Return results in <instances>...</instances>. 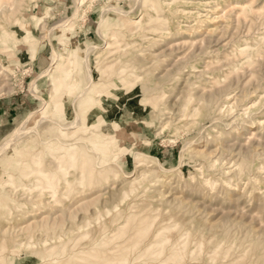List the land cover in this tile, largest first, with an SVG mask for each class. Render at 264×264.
Segmentation results:
<instances>
[{"label":"rangeland","instance_id":"obj_1","mask_svg":"<svg viewBox=\"0 0 264 264\" xmlns=\"http://www.w3.org/2000/svg\"><path fill=\"white\" fill-rule=\"evenodd\" d=\"M81 1L0 0V264H264V0Z\"/></svg>","mask_w":264,"mask_h":264},{"label":"bare ground","instance_id":"obj_2","mask_svg":"<svg viewBox=\"0 0 264 264\" xmlns=\"http://www.w3.org/2000/svg\"><path fill=\"white\" fill-rule=\"evenodd\" d=\"M12 1H13V0H12ZM214 1H215V0H214ZM2 2H3V1H2ZM2 2H1V3H2ZM21 2H22V1H21ZM81 2H82V1L79 0V7H78V9L81 8V6L83 7V5H81ZM7 4H8V3H7ZM12 4H13V3H12ZM12 4H10V7H9L10 10H9L8 12H11V11H12V13H13V12L16 11L17 9H16V6L14 7V5H12ZM7 6H8V5H7ZM20 7H21V6H20ZM9 8H8V9H9ZM76 11L78 12V10H76ZM76 11H75V13H74V16L77 15V12H76ZM3 12H4V10H3V5L0 4V15H1V16H4V15H3ZM8 14H9V13H8ZM7 16H8V15H7ZM105 17H106V15L103 14V15L101 16L100 21H99V22H100V27H101V28H102V27H105V26L107 25V23H106V20H107V19H106ZM133 23H134V22H133ZM63 24H64V23H58V24H56L55 27H54V29H61V30H62L63 27H64ZM155 25H156V24H155ZM160 26H161V25H160ZM37 27H39V26H37ZM40 28H41V27H40ZM156 28H157V27H156ZM160 29H162V28H160ZM99 30H100V28H99ZM157 30H158V29H157ZM99 32H100V31H99ZM43 34H44V33H43ZM102 36H103V35H102ZM121 36H122V35H121ZM130 36H132V35H130ZM51 38H52V37H51ZM29 43H30V42H29ZM30 44H31V43H30ZM30 46H32V45H30ZM95 48H96V47L90 49V51H91V50H94ZM44 50H45V49H44ZM53 50H54V49H53ZM73 51L75 52V49H73ZM73 51H71V52L74 53ZM52 55H53V59H52V60H53V66H59V65H61V63H62V58H63L62 54H61V53H58L57 51H55L54 54H52ZM33 56H34V55H33ZM72 56H75V54L72 55ZM33 58H34V57H33ZM80 59H81V58L79 57V60H80ZM86 60H87L86 64L88 65V69H89V72H90V73H89V79H88V80H90L89 84H91V83L93 82V80H95V79H94V74H93V72L91 71V69H90V67H89V58H87ZM77 61H78V60H77ZM0 65H1V64H0ZM73 76H74V75H73ZM5 77H6V76H5ZM3 79H4V78H3ZM77 80H78V79H77ZM6 81H7V80H6ZM77 82H78V81H77ZM76 86H77V85H76ZM88 86H89V85H88ZM90 86H91V85H90ZM90 86H89V87H90ZM92 86H93V85H92ZM133 86H134V85H133ZM133 86H132V87H133ZM224 86H225V85H223V87H224ZM91 88H92V87H91ZM64 89H65V88H64ZM87 89H88V87L85 88L84 92H81L80 97H83V96H84L83 94L87 91ZM62 90H63V88H62ZM225 91H226V90H225ZM37 93H38V92H37ZM60 93H61V92H58L57 95H56V97H57V96L59 97V94H60ZM226 93H227V92H226ZM52 94H53V93H52ZM61 94H62V93H61ZM63 95H64V94H63ZM60 96H61V95H60ZM225 96H226V95H225ZM229 96H230V95H229ZM229 96L227 95V97H226V99H225L226 103H223V104H230V103H231V100H230L231 97H229ZM56 97H55V98H56ZM80 97H79V98H80ZM212 97H214V95L211 96V98H212ZM52 98H53V97H52ZM55 98H54V99H55ZM60 98H61V97H60ZM60 98H59V99H60ZM129 98H130V97H129ZM131 98H132V97H131ZM59 99H56V100H59ZM220 99H221V98H220ZM190 100H192V99H190ZM96 101H98V99H97ZM132 101H133V100H132ZM233 101H234V100H233ZM220 102H221V101H220ZM98 103H99V102H98ZM216 103H217V102H216ZM47 104H48V102H47ZM189 105L192 106V104H188L187 106H189ZM115 106H116V104H112L111 107H110V109L114 110V109H115ZM191 106H189V107H191ZM228 106H229V105H228ZM131 107H132V105H131ZM219 107H220V106H219ZM219 107H218V109H219ZM221 107H222V105H221ZM221 107H220V108H221ZM247 108H248V107H247ZM194 109H195V108H194ZM218 109H217V110H218ZM223 109H225V108H223ZM231 109H232V107H231ZM190 110H191V109H190ZM233 110H234V108H233ZM119 111H120V110H119ZM194 111H195V110H194ZM49 112H50V111H49ZM220 114H221V113H220ZM51 117H52V116H51ZM55 118H56V117H55ZM213 118H214V117H213ZM240 120H241V119H240ZM218 122H219V121H218ZM232 123H233V122H232ZM232 123H231V124H232ZM53 125H54L55 128H56L57 124H53ZM50 126H51V125H50ZM50 126H49V127H50ZM47 127H48V125H47ZM57 128H58V127H57ZM57 128H56V130H53V131H57ZM70 128H71V127H70ZM70 128H69V129H70ZM77 128H78V127H77ZM64 129H65V128H64ZM51 130H52V129H50V133L52 132ZM72 130H73V129H72ZM46 131H47V130H46ZM62 131H63V129H62ZM59 133H60V131H59ZM25 134H26V130H24V131L21 132V131L18 129V132L15 133V135L13 136V138L10 139L7 143H5L4 146H2V147L0 148V153H1V151L3 150V148H5V146L11 144L12 141H14L15 139L17 140V138H18L19 136H22V135H25ZM53 134H54V132H53ZM54 135H55V134H54ZM54 135H53V136H54ZM46 136H47V134H46ZM57 136H58V135H56V137H57ZM222 136H223V135H222ZM48 137H49L50 139L52 138V136L50 137V134H49ZM223 137H224V136H223ZM228 137H229V136H228ZM228 137H227V138H228ZM36 138H39V137H36ZM39 139H40V138H39ZM218 139H219V138H218ZM224 139H225V138H224ZM27 140H28V139H27ZM248 140H249V139H248ZM66 141H67V140H66ZM220 141H221V140H220ZM227 141H228V140H227ZM60 142H61V141H60ZM72 142H73V141H72ZM72 142H71V144H72ZM75 142H76V141H75ZM75 142H74L73 145H75ZM221 142H222V141H221ZM224 142H225V141H224ZM232 142H233V141H232ZM19 143H20V141H19ZM66 143H67V142H66ZM69 143H70V142H69ZM228 143H229V142H228ZM247 143H248V142H247ZM60 144H61V143H60ZM62 144H63V143H62ZM219 144H220V142H219ZM229 144H230V143H229ZM235 144H236V142H235ZM235 144L233 143V146H234ZM11 145H12V144H11ZM47 145H48V144H47ZM78 145H79V143H78ZM222 145H223V144H222ZM222 145H221V146H222ZM231 145H232V144H231ZM241 145H242V147H243V144H241ZM241 145H239V147H240ZM245 145H246V143H245ZM245 145H244V146H245ZM16 146H17V144H16ZM66 146H70V145L67 144ZM214 146H215V145H214ZM219 146H220V145H219ZM224 146H225V144H224ZM224 146H223V147H224ZM30 147H31V145H30ZM186 147H187V146H186ZM214 148H215V147H214ZM217 148H218V147H217ZM229 148H230V145H229ZM249 148H250V147H249ZM50 149H51V148H50ZM59 149H62V148L59 147ZM64 149H65V147H64ZM64 149H62V150H64ZM225 149H226V148H225ZM51 150H52V149H51ZM56 150H57V149H56ZM246 150H247V149H246ZM57 151L59 152L60 150H57ZM2 152H3V151H2ZM72 152H73V151H72ZM232 152H234V151L232 150ZM75 153H76V150H75ZM210 153H211V151H210ZM208 154H209V153H208ZM216 154H217V153H216ZM216 154H214V155H216ZM218 154H220V153H218ZM218 154H217V155H218ZM223 154H224V153H223ZM230 154H231V153H230ZM54 155H55V154H54ZM69 155H70V154H69ZM212 155H213V153H212ZM228 155H229V152H228ZM51 156H52V155H51ZM75 156H76V155H75ZM69 157H71V155H70ZM211 157H212V156H211ZM211 157H210V158H211ZM235 157H236V156H235ZM57 158H59V157H57ZM57 158H55V156H54V160L57 159ZM63 158H64V157H63ZM63 158H61V159H63ZM76 158H77V157H76ZM76 158H75V159H76ZM208 158H209V157H208ZM210 158H209V159H210ZM227 158H228V157H227ZM52 159H53V158H52ZM212 159L214 160V158H212ZM222 159H223V158H222ZM222 159H221V160H222ZM225 159H226V158H225ZM225 159H224V160H225ZM233 159H234V158H233ZM50 160H51V159H50ZM70 160H72V159H70ZM207 160H208V159H207ZM217 160H218V159H217ZM51 161H52V160H51ZM58 161H60V158H59ZM158 162H159V161H158ZM222 162H223V161H222ZM229 162H230V160H229ZM231 162H232V161H231ZM35 163H36V162H34V164H35ZM50 163H52V162H50ZM58 163H59V162H58ZM64 163H65V162H64ZM72 163H75V160H73ZM219 163H220V162H219ZM225 163H227V162H225ZM40 164H42V163H40ZM53 164H54V163H53ZM56 164H57V163H56ZM56 164H54V165H56ZM159 164H160V163H159ZM232 164H234V163H231V165H232ZM235 164H236V163H235ZM160 165H161V164H160ZM227 165H228V163H227ZM50 166H51V165H50ZM11 168H12V167H11ZM16 168H17V167H16ZM51 168H53V167H51ZM51 168H50V169H51ZM55 168H57V167H55ZM68 168H69V167H67V170H68ZM145 168H147V167H145ZM152 168H153V167H149L150 172H151V169H152ZM235 168H236L235 165H234V166H229L228 170H229V172H233V171H236V170H237V169L235 170ZM153 169H154V168H153ZM224 169H226L225 166H224ZM14 170H15V169H14ZM35 170H36V169H35ZM52 170H53V169H52ZM58 170H59V169H58ZM147 170H148V169H147ZM157 170H158V169H157ZM163 170L167 171V169H163ZM15 171H17V170H15ZM70 171H71V170H70ZM72 171H73V170H72ZM141 171H142V170H141ZM155 171H156V170H155ZM155 171H154V172H155ZM42 172H43V171H41L40 173H42ZM45 172H47V171H45ZM58 172H59V171H58ZM143 172H144V171H143ZM148 172H149V170H148ZM150 172H149V174H150ZM156 172H157V171H156ZM59 173H60V172H59ZM69 173H71V172H69ZM145 173H147V172H145ZM151 173H152V172H151ZM226 173H227V170H226ZM147 174H148V173H147ZM69 175H70V174H69ZM72 175H73V174H72ZM78 175H79L78 177H80V174H78ZM151 175H152V174H151ZM151 175H150V176H151ZM159 176H161V175H159ZM222 176H223V175H222ZM228 176H229V175H228ZM39 177H40V176H39ZM65 177H66V176H65ZM6 178H7V177H6ZM9 178H10V177H9ZM160 178H161V177H160ZM37 179H38V178H36V180H37ZM46 179H48V178H46ZM50 179H51V181H52V177H50ZM25 180H26V178H25ZM157 180H158V178H157ZM206 180H207V179H206ZM44 181H45V180H44ZM51 181L48 180L47 182H51ZM72 181H73V180H72ZM246 181H247V180H246ZM249 183H250V182H249ZM10 184H11V183H10ZM65 184H66V183H65ZM47 185H48V184H47ZM50 185L53 186V183H50ZM38 186H39V185H38ZM9 187H10V186H9ZM40 187H41V186H40ZM53 187H55V185H54ZM24 188H27V187H24ZM29 188H30V187H29ZM29 188H27V189H29ZM46 188H47V187H46ZM48 188H49V187H48ZM50 189H51V188H50ZM65 189H66V188H65ZM75 189H77V188H75ZM8 190H9V189H8ZM62 190H64V189H62ZM65 191H66V190H65ZM10 192H11V191H10ZM17 192H18V191H17ZM40 192H41V191H40ZM52 192H53V191H52ZM62 192H63V191H62ZM14 193H15V190H14ZM23 193H24V192H23ZM16 194H17V193H16ZM21 194H22V193H21ZM47 194H48V193H47ZM63 194H65V193H63ZM23 195L26 197L25 194H23ZM35 195H36V194H35ZM35 195H34V196H35ZM16 196H17V195H16ZM16 196H15V197H16ZM29 196L31 197V195H29ZM36 196H37V195H36ZM36 196H35V197H36ZM13 197H14V196H13ZM21 197H23V196H21ZM35 197H34V198H35ZM34 198H33V199H34ZM38 200H40V199H38ZM34 201H35V200H34ZM46 202H47V201H46ZM55 202H56V201H55ZM57 202H58V201H57ZM40 203H41V202H40ZM41 204H42V203H41ZM53 204H54V203H53ZM48 205L51 206L50 203H48ZM40 206H41V205H40ZM52 208H53V207H52ZM55 209L58 211V208H55ZM68 209H69V208H68ZM70 209H71V208H70ZM59 210H60V208H59ZM62 210H63V208H61V211H62ZM71 210H72V209H71ZM24 211H25V210H24ZM25 212H26V211H25ZM30 212H31V211H30ZM30 212H28V214H30ZM67 212H68V211H67ZM72 212H73V211H72ZM59 213H60V211H59ZM31 214H33V213H31ZM68 216H69V215H68ZM71 216H72V215H71ZM35 220H36V219H35ZM53 221H54V220H53ZM33 224H34V223H33ZM122 224H123V223H122ZM122 224H121V225H122ZM124 224H125V223H124ZM119 226H120V225H119ZM25 227H26V226H25ZM115 227H116V226H115ZM4 229H5V228H4ZM9 229H12V227H11V228L9 227ZM21 229H22V228H21ZM23 229H27V228H23ZM119 229H120V227H119ZM1 230H2V229H1ZM1 230H0V231H1ZM19 230H20V229H19ZM20 231H22V230H20ZM3 232H4V231H3ZM22 232H23V231H22ZM113 232H114V231H113ZM10 233H11V232H10ZM13 233H14V232H13ZM110 233H111V232H110ZM59 235H60V234H59ZM10 236H11V235H10ZM75 240H77V239H75ZM74 242H75V241H74ZM2 245H3V244H2ZM4 245H5V244H4ZM0 248H1V247H0ZM2 248H3V247H2ZM6 249H7V248H6ZM1 250H2V249H1Z\"/></svg>","mask_w":264,"mask_h":264},{"label":"crops","instance_id":"obj_3","mask_svg":"<svg viewBox=\"0 0 264 264\" xmlns=\"http://www.w3.org/2000/svg\"><path fill=\"white\" fill-rule=\"evenodd\" d=\"M80 56H81V54H79V57ZM32 59H33V57H32ZM41 61H42L41 54H39L38 56H35L33 59V62H34L33 67H36V65ZM14 100L15 99H13L12 102H9V104L0 103V113H1L0 116H2V117H0V129H2L4 125L10 124V122L12 121L11 120L12 117L15 118L14 113H12V108H14V105L16 107L15 108L16 110H18L20 107L21 108L24 107L23 102H22V104H13Z\"/></svg>","mask_w":264,"mask_h":264}]
</instances>
